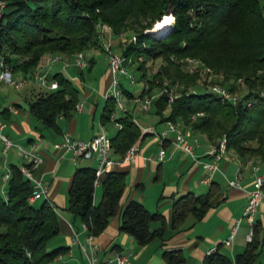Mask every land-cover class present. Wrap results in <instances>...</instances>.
I'll return each instance as SVG.
<instances>
[{"label":"trees","instance_id":"obj_1","mask_svg":"<svg viewBox=\"0 0 264 264\" xmlns=\"http://www.w3.org/2000/svg\"><path fill=\"white\" fill-rule=\"evenodd\" d=\"M3 1L0 58L11 64L13 70L27 71L51 52L72 54L91 46L103 49L96 22L107 21L114 37L124 31L135 35L134 39L119 45L123 54L132 56L139 71L137 78L144 80L137 94L160 87L164 80L167 86L178 83L177 94L170 102L167 89L154 97L152 110L159 115V120L181 119L192 129L204 132L213 142L225 134L227 148L264 159V93L261 92L264 0ZM169 12L174 15L171 27L158 33L146 29ZM187 54L223 70L226 77L241 76L247 91L232 100L203 85L198 72L187 70L177 59ZM158 57L163 62L150 74L148 61ZM51 77L57 80L55 87L32 86L28 108L44 125L59 130L57 118L72 114L79 99L78 87L63 70L54 71ZM120 84L125 94L135 95L122 81ZM115 105V99L106 96L100 112L102 123L114 113ZM114 119L120 125L110 135L111 147L121 155L146 132H141L128 109ZM9 169L6 186L0 190V264H50L67 249L64 244L50 245V239L60 228L57 210L47 199L40 204L29 201L33 188L30 178L19 163L10 162ZM94 170L92 165L76 166L68 188L67 208L87 223L89 231L98 234L109 217L120 211V228L133 235L138 244L155 236L163 237L167 221L160 210L149 209L134 197L121 207L125 170L111 169L101 174V195L95 202ZM217 187L213 181L203 193L188 190L173 196L171 227L180 228L189 212L203 216ZM154 219L160 224L151 228L150 222ZM259 248L258 228L254 223L251 239L234 259L213 248L204 255L201 264H264V261L255 262ZM161 255L167 264L185 262L181 248L164 247Z\"/></svg>","mask_w":264,"mask_h":264},{"label":"crops","instance_id":"obj_2","mask_svg":"<svg viewBox=\"0 0 264 264\" xmlns=\"http://www.w3.org/2000/svg\"><path fill=\"white\" fill-rule=\"evenodd\" d=\"M90 48L99 49L100 52L97 53H102L106 58L104 50L100 47L91 46ZM95 53L90 54L88 69L96 61ZM43 62L44 60L41 59L37 64L46 68L50 76L56 70H63L70 76L71 70L75 71L79 69L77 67H80L74 62L67 66L61 60L47 66ZM82 68L80 67L81 71ZM21 72L24 71L16 69L13 74L17 75ZM94 77L91 78L90 88L85 89L83 95L79 96L78 101L82 102L81 107L74 108L69 117L58 116L59 130L44 125L28 108V99L32 96L34 89L32 86L38 83L27 80L21 89H17L6 81L0 82V121L4 122L2 131L14 141V144L3 151L0 137V190H4L6 186L3 173L9 167V163L21 164L26 161L18 144L29 147L34 141L42 160L33 168L32 174L40 181L44 190H40L32 202L40 204L47 199L53 204L58 213L60 228L59 232L50 239V245L67 246L61 258H55L53 264H60L62 259L67 264L88 263L86 253L81 247V243L87 242V229L83 227V221L67 208L68 188L76 166L95 167L97 164L96 156L74 159L69 152L61 153L53 146V142L61 138L66 131L76 137L90 138L101 127L105 130V125L109 121L115 127L112 132H106L110 136L117 128L114 116L124 111L120 108L122 110L120 113H113L104 123L100 121V112L106 99L105 91L111 79V72L107 67L105 73L97 76L98 78ZM132 92L137 94L138 91ZM138 106L140 105L133 100L131 109ZM126 109L130 110L128 107ZM133 115L140 127L154 124L159 128L165 123V120H159L158 114L155 119L146 117L142 124L139 123L140 117ZM185 137L193 144V155L178 147L169 137L164 142L166 151L161 161L155 158L146 159L147 155L154 154L158 149L155 134L146 132L134 141L140 147L135 160L124 161L111 168L126 171V185L120 197L121 207L129 198H137L149 209L160 210L165 215L167 227L162 238L155 236L146 243L138 244L133 235L120 228V211H118L111 215L105 227L95 234L98 246L94 264H115L114 253L119 250L129 252L131 264H167L161 255L162 249L164 247L181 248L185 254L184 264H201L204 255L213 248L225 252L231 259L245 248L249 240L247 238L249 223L241 217L242 211L248 191L253 187L255 174L264 171V159L259 156L241 155L234 149L228 148L222 153L218 160V168L212 172L208 180L205 178L207 169L203 161L211 158L207 150L213 141L204 132L192 129L187 124H185ZM110 152L113 156H119L112 147ZM255 162L259 165L257 170L253 168ZM237 172L239 185L229 184L228 179L233 178ZM213 181L218 187L210 199L211 204L205 214L197 217L194 212H189L180 228L171 227L173 196L188 190L196 194L203 193ZM98 185L101 187V180L94 186V193ZM100 195L101 188L99 195L94 196L95 202L99 200ZM148 200L149 203H147ZM237 218H240L238 222H236ZM255 219L254 223L257 224L260 239L259 250L264 253V198L257 205ZM159 224L160 221L154 219L151 220L150 227L153 228ZM227 237L229 242L225 243L224 239ZM259 253L255 262L264 261V257H260L261 253Z\"/></svg>","mask_w":264,"mask_h":264},{"label":"built area","instance_id":"obj_3","mask_svg":"<svg viewBox=\"0 0 264 264\" xmlns=\"http://www.w3.org/2000/svg\"><path fill=\"white\" fill-rule=\"evenodd\" d=\"M4 1L0 0V13L1 7L3 6ZM98 29V34L101 38L102 48L107 56L108 68L111 72V79L108 85V88L105 91V96H111L115 99L117 106L123 110H126V105L121 102L119 95H125L121 87V80L117 74L125 75L129 74L127 69V63L133 61L132 56L125 55L121 51L115 49L112 44L111 38H108L104 31L106 29L111 30V24L107 21L98 20L96 22ZM135 35H133V39ZM123 39V38H121ZM140 57V56H138ZM43 64L45 66L55 62L57 60L63 61L64 64H67L70 60L80 67H84L87 64L83 50L76 51L72 54H66L61 51L51 52L45 54L43 57ZM199 65L202 64V62ZM207 69L209 67L207 66ZM12 65L7 63L4 58H0V82L6 81L11 84L14 88H21L27 80H33L36 83L43 85L47 88L55 87L57 85V80L52 78L46 68L41 67L39 64H35L33 67L27 71L18 73L17 75L13 74ZM130 80L134 81L136 79L135 74L130 73ZM213 90L217 91L224 97L231 98L235 100V95L231 94L230 90L220 84H212L210 86ZM165 89H168L165 87ZM261 92L264 93V86L261 88ZM157 93L153 92H144L143 94L133 95L134 101H136L143 110H149L153 106V99ZM176 96L172 89L169 90L168 102H170L173 97ZM82 105L81 101L75 103V108H80ZM198 113V112H197ZM113 115V114H112ZM111 115V116H112ZM114 123L119 126L120 123L118 120L114 119ZM4 122L0 121V137L2 139V150L6 151L14 141L9 137L8 134L2 131ZM142 132H150L155 134L156 140L158 142V149L154 154H149L145 158H155L158 161H161L165 156V145L164 142L167 138H171L173 142L180 148L190 152L193 155V144L185 137V124L181 119H167L165 123L157 128L154 124H148L141 127ZM20 147L23 156L26 158V161L20 164L22 171L30 178L33 183L32 192L28 195V200L33 201L40 190H44V187L40 181L33 177L32 171L33 168L42 160V156L38 149H36V143L31 142L29 147H23L18 144ZM53 146L61 151V153L69 152L71 157L76 159L79 157H97V164L95 166V175L93 178L94 186L100 181V176L103 172L110 170L113 166L120 164L124 161L135 160L136 156L140 152V147L137 143H131L119 156H113L110 152L111 149V139L110 136L106 133L103 127L96 132L90 138H81L73 136L70 132L66 131L62 134L61 138L53 142ZM228 148L226 146V137L225 134H222L216 142H213L208 148L207 152L211 155V158L203 161L204 166L207 169L205 178L210 179L212 172L218 168V160L222 156V153ZM26 162H29L28 165ZM259 167L258 163L253 164V168L257 170ZM9 167L3 173V178L7 179L9 176ZM229 184L239 185V173L237 172L233 178L228 179ZM264 198V171L257 172L254 177L253 187L248 191L247 200L244 204L242 216L249 223V230L247 232V238L251 239L254 230L255 222V213L257 205L260 200ZM240 218L236 219L238 222ZM82 225L87 229V242L81 243L82 249L85 251L88 263L94 264L95 260V251L97 249V241L95 240V233L89 231L88 225L86 222H82ZM225 243L229 242V238L224 239ZM62 253L58 255L61 258ZM115 264H131L129 259V252L125 251H116L114 253ZM61 264H67L65 260H61Z\"/></svg>","mask_w":264,"mask_h":264},{"label":"rangeland","instance_id":"obj_4","mask_svg":"<svg viewBox=\"0 0 264 264\" xmlns=\"http://www.w3.org/2000/svg\"><path fill=\"white\" fill-rule=\"evenodd\" d=\"M161 17H160L161 19H167L169 24L166 27L164 26V28L161 29L160 31H164L165 29H167V28H169V27H171L173 25L174 15L171 12H169L167 14L164 13V14H162ZM157 20H155L153 25L156 22H158ZM151 27H147L146 29L149 30V28H151ZM149 31H151V30H149ZM160 31H158V32H160ZM104 34L108 38H111L113 46L115 47V49H117L119 51H121L120 45H123L126 42H128V40L133 39V35H134V33H132L131 31H124V32H121L120 34H118L116 37H112L113 36L112 29L111 30L106 29L104 31ZM121 38H123V39H121ZM83 52H84L87 64L82 68V71L80 70V67L76 66L79 69L75 70V71L71 70L72 74H70V77L72 79L75 78V77L77 78V79L75 78L73 80H74L76 86L78 87V95L80 97L83 95V92H84L85 89H89L90 88L89 84L92 83L91 78H93V76L97 77V76L105 73L107 71V67H108L107 56L105 58V56L102 53H97V52H100L99 49L87 48L86 50H83ZM91 52H94V53L96 52L95 53L96 61L93 63L91 68L88 69L87 65H88V61H89V57H90ZM177 59L182 61L184 67L187 70L198 72L199 80H200V82L203 85H207V87L208 86L210 87L212 84L223 85V86L227 87L230 90L231 94L235 95V98H236L235 100L240 98V96H242V94L247 91V87L244 84L241 76L232 77V78L231 77H226L224 72H223V70L215 69L214 67H212V66L208 65L207 63H205L204 60L201 59L200 57H197L195 55L187 54V55H183V56L177 57ZM200 61L202 62L201 65H199L200 63H198ZM71 62H72V60H70L66 65L67 66L70 65ZM133 62L127 63V69H128V73L129 74L130 73L135 74L136 79L134 81L130 80L129 74H125V75L117 74V75H118L119 79L122 81V83L127 88H129L131 91H139L142 88V86H143L144 80L137 78V76L139 74V71L135 68L136 65ZM162 62H163V59L161 57H158V58H155L154 60L148 61L149 65L147 66L148 67L147 68V72H150V74H151L153 71L156 70L158 65L161 64ZM72 64H73V62H72ZM207 66L209 67V69H207ZM66 72H68V70ZM14 75H16V74H14ZM79 79L81 81H79ZM167 84H168L167 80H164L163 84L160 87H153L150 92H153V93L155 92V93L158 94L160 91L164 90L165 87H167L168 91L170 89H172L173 93L177 94L178 83L174 82L172 84H169V86H167ZM101 95H100V100H101V97H102ZM119 97H120L121 102H123L126 105V107L130 108V110H131V112H133V114H135L137 117H140V120L142 121V122L141 121L139 122L140 124L143 123V119H145L146 117H152V119L157 118V114L152 109L142 110L140 108V106H138V107H136L135 109L132 110L131 109V105L133 104V100L134 99H129V98L133 97V96H130V95H127V96L126 95H119ZM121 111L122 110L117 106V103H116L115 109H114V113L118 114ZM114 128L115 127L112 125V123L110 121L107 122L106 125H105V131L108 132V133L112 132ZM206 173H207V171H206ZM100 188H101L100 185L96 186L94 196H98L99 195ZM147 203H149V200L147 201ZM259 252L261 253L262 251L259 250ZM263 255H264V253H261L260 257H264ZM258 257H259V255H258ZM50 264H53V261L50 262Z\"/></svg>","mask_w":264,"mask_h":264},{"label":"bare ground","instance_id":"obj_5","mask_svg":"<svg viewBox=\"0 0 264 264\" xmlns=\"http://www.w3.org/2000/svg\"><path fill=\"white\" fill-rule=\"evenodd\" d=\"M168 24H169V22L167 19H162V20L156 22L153 27L149 28V30H151L153 32H158L161 29H163L164 26L166 27Z\"/></svg>","mask_w":264,"mask_h":264}]
</instances>
